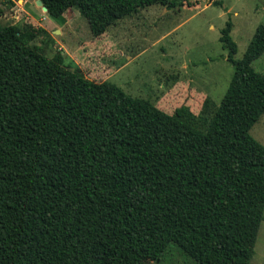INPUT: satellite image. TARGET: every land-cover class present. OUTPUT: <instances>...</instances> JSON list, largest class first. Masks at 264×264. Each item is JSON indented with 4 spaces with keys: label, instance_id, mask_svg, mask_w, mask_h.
Instances as JSON below:
<instances>
[{
    "label": "trees",
    "instance_id": "obj_1",
    "mask_svg": "<svg viewBox=\"0 0 264 264\" xmlns=\"http://www.w3.org/2000/svg\"><path fill=\"white\" fill-rule=\"evenodd\" d=\"M40 1L55 21L77 11L94 38L176 5ZM230 30L219 37L228 87L190 121L47 58L31 44L44 30L0 25V264H150L170 244L196 264L249 263L264 212V147L249 135L264 114V75L251 67L264 26L237 61Z\"/></svg>",
    "mask_w": 264,
    "mask_h": 264
},
{
    "label": "rangeland",
    "instance_id": "obj_2",
    "mask_svg": "<svg viewBox=\"0 0 264 264\" xmlns=\"http://www.w3.org/2000/svg\"><path fill=\"white\" fill-rule=\"evenodd\" d=\"M0 0V25L21 31L42 29L31 42L47 58L59 52L94 82L109 81L125 94L149 99L167 114L183 113L190 121L207 118L228 87L234 67L219 41L231 23L235 61L240 60L258 26H264V0H174L172 8L149 6L117 21L99 37H92L86 21L67 10L55 21L37 0ZM264 75V53L251 63ZM172 85L177 87L170 88ZM172 89V90H171ZM204 97L207 109L202 110ZM249 135L264 147V114ZM150 264H196L170 244ZM248 264H264V212Z\"/></svg>",
    "mask_w": 264,
    "mask_h": 264
},
{
    "label": "water",
    "instance_id": "obj_3",
    "mask_svg": "<svg viewBox=\"0 0 264 264\" xmlns=\"http://www.w3.org/2000/svg\"><path fill=\"white\" fill-rule=\"evenodd\" d=\"M36 4H37L38 6H40V8H41L44 12H46V8L42 5V3H41L40 0H37V1H36Z\"/></svg>",
    "mask_w": 264,
    "mask_h": 264
},
{
    "label": "crops",
    "instance_id": "obj_4",
    "mask_svg": "<svg viewBox=\"0 0 264 264\" xmlns=\"http://www.w3.org/2000/svg\"><path fill=\"white\" fill-rule=\"evenodd\" d=\"M176 87H177V85H173L171 88H174V89H175ZM169 90H170V89H168V91H169ZM171 90H172V89H171Z\"/></svg>",
    "mask_w": 264,
    "mask_h": 264
}]
</instances>
